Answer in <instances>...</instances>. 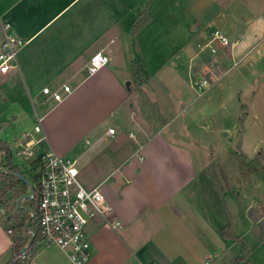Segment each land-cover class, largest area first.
<instances>
[{"label":"crops","instance_id":"obj_1","mask_svg":"<svg viewBox=\"0 0 264 264\" xmlns=\"http://www.w3.org/2000/svg\"><path fill=\"white\" fill-rule=\"evenodd\" d=\"M250 2L0 0V44L2 22H10L26 41L18 68L0 72V140L11 148L30 132L41 139V150L84 166L112 164L89 188L101 189L112 208L110 217L120 225L90 220L89 264H232L243 255L240 244H247L238 230L249 226L258 233L260 218L251 220L250 210L260 198L249 199V164H240L245 177L234 184L235 165L221 164L218 156L233 150L238 129L227 122L234 111L242 114L243 89L227 86L222 78L241 63L252 67L264 60V15L250 14ZM217 27L232 42L210 43L216 49L211 53L204 46ZM96 52L109 62L89 75L86 67ZM210 61L218 63L222 76L199 88L195 76ZM139 74L143 81L136 86ZM259 81L246 91L261 89ZM44 87L60 91L63 99L54 100ZM137 88L157 107L156 118L149 117L150 123L156 119L151 129L136 116ZM37 116L40 132L34 130ZM110 127L114 134L108 133ZM69 133L86 138L85 146L70 149L49 139ZM205 147L215 152L214 163L196 164ZM233 208L240 219L236 224ZM228 225L236 239L223 235ZM10 246L0 225V264L11 259ZM32 264L72 262L65 249L43 246Z\"/></svg>","mask_w":264,"mask_h":264},{"label":"built area","instance_id":"obj_2","mask_svg":"<svg viewBox=\"0 0 264 264\" xmlns=\"http://www.w3.org/2000/svg\"><path fill=\"white\" fill-rule=\"evenodd\" d=\"M1 27L3 40L0 44V72L7 73L18 68V53L26 41L17 35L10 22H2ZM212 42L223 46L230 44L229 39L218 28L213 30L210 42L204 46L211 53H216V49L210 45ZM108 62L109 58L103 52L94 53L87 64V73L92 75L98 72ZM212 68L204 74H195V84L199 88L207 87L211 79L217 81L220 78L216 77ZM63 90L70 92V86L64 85ZM43 92L50 94L56 101L63 99L60 91L49 87H44ZM41 122L42 118L37 116L35 132L41 131ZM108 133L114 134L115 128L110 127ZM40 141L32 133L25 132L15 139L11 147L14 163L37 178L40 243L42 247L56 246L65 249L72 264H89L93 255L92 241L87 232L90 220L103 218L112 228H117L120 221L110 217L112 208L99 187L88 188L82 184L79 178L81 168L77 160L54 150H41ZM33 184L30 182V196L34 197ZM3 212L4 208L0 207V216Z\"/></svg>","mask_w":264,"mask_h":264},{"label":"rangeland","instance_id":"obj_3","mask_svg":"<svg viewBox=\"0 0 264 264\" xmlns=\"http://www.w3.org/2000/svg\"><path fill=\"white\" fill-rule=\"evenodd\" d=\"M237 11L240 14L243 12L242 9H238L235 12L237 13ZM249 13L264 15V1L251 0L249 3ZM241 19H243V15L238 17V22H241ZM220 27L217 28L221 29V31H223L225 34L226 32H224L223 28ZM230 38L228 37L231 44L232 38ZM217 64L218 63L215 61L208 62V67H206L204 73L208 72V69L213 67L212 69L215 72L216 77H221L223 70H221L220 66ZM231 65L232 64H228L227 67ZM254 70L259 71V73L255 74ZM259 79H261V89L255 87L254 89H250L247 92V86L258 84V82H260ZM142 81V75L139 74L138 77H136V86L141 85ZM222 81H225L227 86H230L234 83L237 84L238 87L243 89V92L240 94L242 107L241 117L238 116L237 112L234 111L232 122H227L230 128H233L234 124H236L235 128L238 129V133L234 134V145L231 147L233 150L228 151L227 153H218L219 162L221 164H226L227 162L228 164L235 165L234 184L240 180L242 176L245 177V173L243 175L241 172V167H239L240 164H249L250 166L251 179L248 192L249 199H252L253 196L260 198V204L251 208L253 216L260 218V220L256 221L255 223L257 226L255 228H257L259 231L256 233V229L253 230L252 227L250 228L249 226H244V231L238 230V232L244 233L247 240V259L252 264H264V60L260 64L253 65L252 67L249 62L241 63L239 66L234 67L229 72V74L225 75L222 78ZM214 82L215 81H212L211 79L210 84ZM137 89L139 91V104L136 108V116L141 121L143 126L151 129L153 124H156L155 115L157 112V107L147 101L146 92L143 89ZM207 96L208 95H205L204 98H207ZM36 104L40 108L39 103L36 102ZM5 113L7 115L10 113V110L6 109ZM149 117H155L154 121L152 119L153 123H150ZM49 139L52 142L56 141L58 144L67 146L70 149L74 147L77 149L85 146L86 144V138L70 133L54 137L50 136ZM243 142L244 152L241 148ZM201 156L202 160L200 161L197 159L196 164H213L215 161V152L211 151V147H205L201 153ZM4 163L5 152L0 151V165H3ZM78 165L81 167V172L79 175L80 181L85 187L88 188L90 185L98 181L100 177L105 174L108 169H110V166H112V164L100 163L87 164L85 166L79 163ZM238 191V189L233 191V196L235 198L238 197ZM30 192L31 188L29 187L27 190V195H30ZM21 206H24L23 201L21 202ZM36 209L38 210V206ZM232 214L234 223L236 224V221L238 222L240 219L238 216H236L235 208H233ZM239 224H237V227ZM239 248L242 254H244L245 251L243 243L240 244Z\"/></svg>","mask_w":264,"mask_h":264},{"label":"trees","instance_id":"obj_4","mask_svg":"<svg viewBox=\"0 0 264 264\" xmlns=\"http://www.w3.org/2000/svg\"><path fill=\"white\" fill-rule=\"evenodd\" d=\"M0 151L5 152V163L0 165V207L4 212L0 216V225L3 226L11 239V259L7 264H32L33 257L42 247L39 236L40 227L38 224V197L39 185L37 178L31 172L21 170L14 163L12 151L7 142L0 140ZM18 174L23 175L33 184L35 196L28 198L27 190L30 187ZM31 178V180H30ZM24 206H21V202ZM32 212L35 213L32 217ZM250 217L253 216L250 210ZM33 232V233H32ZM33 239L29 244L30 237ZM223 235L227 238L236 239L231 227L228 225L223 228ZM245 253L232 259V264H252L247 259V251L243 243ZM23 250L24 256L22 255Z\"/></svg>","mask_w":264,"mask_h":264},{"label":"water","instance_id":"obj_5","mask_svg":"<svg viewBox=\"0 0 264 264\" xmlns=\"http://www.w3.org/2000/svg\"><path fill=\"white\" fill-rule=\"evenodd\" d=\"M130 82L128 81L126 84L128 85ZM18 176H20L27 184H29L30 185V182H29V180L27 179V178H25L23 175H21V174H18ZM26 197H28V198H33V196H30V195H27ZM32 217H34V213L32 214ZM32 239H33V234L31 235V237H30V241H29V244L31 243V241H32ZM25 252V250H23V252L22 253H24Z\"/></svg>","mask_w":264,"mask_h":264}]
</instances>
